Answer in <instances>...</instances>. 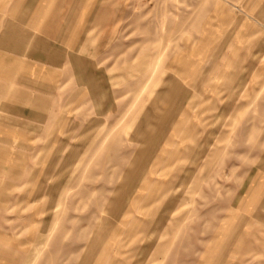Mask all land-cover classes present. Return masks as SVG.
Here are the masks:
<instances>
[{
	"label": "rangeland",
	"instance_id": "rangeland-1",
	"mask_svg": "<svg viewBox=\"0 0 264 264\" xmlns=\"http://www.w3.org/2000/svg\"><path fill=\"white\" fill-rule=\"evenodd\" d=\"M11 4L76 19L60 117L9 118L0 87L19 264H264V0Z\"/></svg>",
	"mask_w": 264,
	"mask_h": 264
},
{
	"label": "crops",
	"instance_id": "crops-1",
	"mask_svg": "<svg viewBox=\"0 0 264 264\" xmlns=\"http://www.w3.org/2000/svg\"><path fill=\"white\" fill-rule=\"evenodd\" d=\"M0 4H3L0 20V87L10 89L7 102H10L11 113L7 117L19 121L60 117L61 110L46 109L44 104L53 102L58 88L65 81L70 80L75 84L76 19H66L71 7L66 13L48 18L44 12L25 13L20 9L18 13L15 11L16 4L13 6L11 0H0ZM51 21L73 22L71 31L69 29L63 35L66 39L71 38L72 42H61L60 31H52L45 24ZM60 28L64 26L60 25ZM8 192V195H0V214L14 210L13 203L19 198L15 191ZM13 221L0 216V264L21 263L18 247L23 241L15 231L17 223L13 224Z\"/></svg>",
	"mask_w": 264,
	"mask_h": 264
}]
</instances>
